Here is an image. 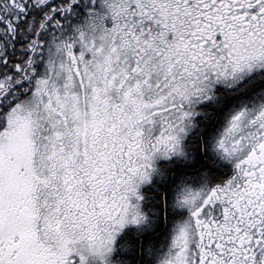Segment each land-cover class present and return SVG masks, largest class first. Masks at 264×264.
<instances>
[{"label":"snow or ice","instance_id":"snow-or-ice-1","mask_svg":"<svg viewBox=\"0 0 264 264\" xmlns=\"http://www.w3.org/2000/svg\"><path fill=\"white\" fill-rule=\"evenodd\" d=\"M0 264H264V0H0Z\"/></svg>","mask_w":264,"mask_h":264}]
</instances>
